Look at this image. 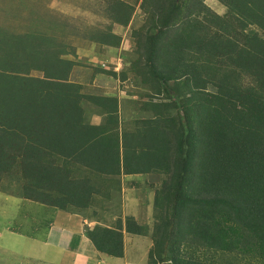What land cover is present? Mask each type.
Masks as SVG:
<instances>
[{"label":"trees","instance_id":"16d2710c","mask_svg":"<svg viewBox=\"0 0 264 264\" xmlns=\"http://www.w3.org/2000/svg\"><path fill=\"white\" fill-rule=\"evenodd\" d=\"M217 1L224 15L204 0H103L108 26L88 42L118 48L114 26H129L136 6L142 22L127 70L148 115L121 137L105 127L117 99L71 80L61 21L0 25V192L71 211L149 174L151 225L126 216L86 228L98 253L122 258L126 233L151 240L146 264H264V0Z\"/></svg>","mask_w":264,"mask_h":264},{"label":"rangeland","instance_id":"374dc122","mask_svg":"<svg viewBox=\"0 0 264 264\" xmlns=\"http://www.w3.org/2000/svg\"><path fill=\"white\" fill-rule=\"evenodd\" d=\"M205 5L212 10L217 15H224L226 8L221 5L217 0H205ZM103 0H0V25L9 27L11 31L22 32L26 28L27 19L32 18V14L39 17H47L50 20H59L63 23L64 36H59L60 38L66 37V41L69 46L73 49L76 54L75 59L81 58L80 62L82 70L86 68H92V66H114L117 67L119 64L127 63L130 60L135 59L134 54V39L131 37L133 29L138 28L142 22H140V9L138 6L135 7V13L131 24L127 27L117 28L114 26V32L121 34L120 57L113 52L111 58L107 60L103 59L104 56L102 52H97L94 43L88 42L89 32L93 28H105L108 26V21L103 18L104 10ZM31 11V14H30ZM210 27L215 28L217 24H214V20L208 23ZM92 46V47H91ZM97 46V45H96ZM104 52V51H103ZM79 56V57H78ZM91 58L92 60H88ZM123 59V60H122ZM111 64V65H110ZM126 64V68L128 65ZM137 87V86H136ZM108 87H106L107 89ZM139 88V87H138ZM105 89V90H106ZM6 184V183H5ZM136 186L131 193H121L116 195L111 193L112 201H105L101 203L104 209L101 216L103 223L110 224L115 221L117 217H137L140 222L150 226L152 223V196L153 191L145 186ZM10 193H5V195L11 194L12 188L7 189ZM6 190V191H7ZM2 193L0 192V202L3 201ZM4 194V193H3ZM11 196V195H10ZM15 200L14 205H9L6 207L8 201ZM3 205L0 204V213L2 211H7L9 213L8 221L4 222L0 219V229L7 227L11 223V228L15 229L17 233L24 234L26 237H30V240L20 239V237H15L13 244H10L9 236H7L6 247L14 254L8 255L7 253L0 252V264H31L38 259L39 254L41 255V260L46 262H51L54 259V254L56 251L52 249L49 245L43 246L42 238H47L49 232L55 229L54 224L55 214L51 208H47L46 205L39 203H23L17 199H9ZM117 203L120 204L119 210L122 211L117 214ZM122 206L124 208H122ZM98 207V206H95ZM134 218V217H133ZM53 222V223H51ZM51 223V224H49ZM48 224V225H47ZM134 239V238H132ZM22 240V241H21ZM146 244L147 238L142 239ZM21 241V242H20ZM2 242H0V245ZM135 244V241H134ZM149 244V242H148ZM128 262L131 264H146L147 256L144 252V244L139 246H133L131 250L127 251ZM30 258V262L27 261ZM234 264H246L241 261V258H237ZM260 264V263H256Z\"/></svg>","mask_w":264,"mask_h":264},{"label":"crops","instance_id":"0c3cea01","mask_svg":"<svg viewBox=\"0 0 264 264\" xmlns=\"http://www.w3.org/2000/svg\"><path fill=\"white\" fill-rule=\"evenodd\" d=\"M117 28L123 27L117 26L116 29ZM115 34L121 36V34L118 32ZM94 47H96V51L98 53L102 52V55L104 56L103 59L105 60L111 58L112 55L110 54V52H113L114 56L116 54L118 56L116 57V59H118L120 57V52L118 51H122L120 46L118 48H111L99 47L95 44ZM80 57L76 59L78 65H76L72 70L71 80L75 83L81 84L83 86L84 93H87L88 95L108 96L115 97L117 99V121L114 122V120H111L110 124L105 127L110 129V131L116 132L119 137H121L123 133H130L131 131H134L136 120H144V118L148 114L146 113V111H142L141 109H139L137 104H134V102L138 100V96L142 91L140 88L136 87L137 80L134 79V75L127 70V63L123 62L121 68L118 71L110 70L109 68H103V70L99 68L101 67L100 65H94L92 66V68H86L85 71L82 70V72H79L81 71L79 67H81L82 63L80 62ZM88 60L90 61L92 59L89 58ZM111 71L112 73H110ZM125 72H127V74ZM124 73L125 75L123 76ZM106 87L108 88L106 89ZM88 107L93 111L98 110L95 106L90 104L88 105ZM88 115L89 122L92 126H101L103 115L95 112L92 113L91 111H89ZM153 182L154 178L149 174L122 176L121 193H131L136 186L142 185L143 187L147 186L148 184L151 185L153 184ZM141 188L139 187L138 189ZM2 197L3 201L0 202L1 205H3L9 199H17L19 201H22L23 203L29 204L34 203L29 200L16 198L10 195L8 196V194L5 195V193H2ZM15 203V200L8 201L6 207H8L9 205H14ZM116 205L118 207L117 214L119 215V213L122 212L119 210L120 204L117 203ZM47 208H51L55 214L54 224L56 225V227L49 232L47 238H42V240L40 241L44 243L43 246L49 245L56 252L53 253L54 259H52L51 262L41 260V255L39 254L38 259L40 260H35L31 264H131L128 262V250H131L134 245L139 246L140 244H144V252L147 256L148 250L151 247V240L147 236H131L123 233V257H107L95 250L85 234L86 228H91L95 224L106 225V223H103V221L101 220V216H99V214H102L104 212L101 210L104 209L101 205H98V207L94 206L79 210L73 207L71 211H64L49 206H47ZM122 208L124 207L122 206ZM125 217H121L122 220H124ZM133 217L138 224H143L142 222H140V220H138L137 217ZM0 219H2L4 222L10 220L9 213L7 211H2L0 213ZM8 235L14 236V238L9 236L10 244H13V240L15 239V237H20V239L22 240H30V237H26L24 234L17 233L15 229L11 228V223L8 224L6 228L3 227L2 229H0V242H2V244L0 245V252L7 253L8 255L14 254L6 247ZM144 238L148 239V241H146V244L142 240ZM27 261L30 262V258H27ZM21 263L22 262H19L18 264Z\"/></svg>","mask_w":264,"mask_h":264},{"label":"built area","instance_id":"2783aa9c","mask_svg":"<svg viewBox=\"0 0 264 264\" xmlns=\"http://www.w3.org/2000/svg\"><path fill=\"white\" fill-rule=\"evenodd\" d=\"M104 68H106L105 65H102ZM121 68V64H119V66L113 68L114 71H118Z\"/></svg>","mask_w":264,"mask_h":264},{"label":"clouds","instance_id":"9594fccd","mask_svg":"<svg viewBox=\"0 0 264 264\" xmlns=\"http://www.w3.org/2000/svg\"><path fill=\"white\" fill-rule=\"evenodd\" d=\"M111 65V64H110ZM106 66V65H105ZM102 68H104L103 66H102ZM106 68H109L110 70H113V66H112V68H111V66H106Z\"/></svg>","mask_w":264,"mask_h":264}]
</instances>
